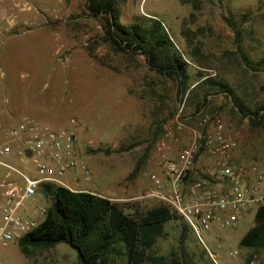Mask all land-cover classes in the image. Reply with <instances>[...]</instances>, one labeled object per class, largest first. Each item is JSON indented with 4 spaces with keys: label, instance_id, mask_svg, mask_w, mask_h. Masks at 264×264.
<instances>
[{
    "label": "rangeland",
    "instance_id": "rangeland-1",
    "mask_svg": "<svg viewBox=\"0 0 264 264\" xmlns=\"http://www.w3.org/2000/svg\"><path fill=\"white\" fill-rule=\"evenodd\" d=\"M113 1L123 25H146L148 19L161 23L186 63L184 93H179L177 81L149 71L141 55L112 52L101 40L102 20L87 12L85 0H0V95L6 100L0 101V109L6 110L0 117L12 122L27 116L51 128L73 129L79 159L90 175L87 182L78 174L60 181L70 191L142 209L156 204L147 197L152 191L149 177L166 181L155 146L163 142L167 157L175 160L193 133L204 129L200 110L220 119L237 142L231 154L234 164L263 163L264 129L252 126L249 116L238 113L224 94L198 83L206 77L225 81L250 113L264 106V68L250 67L256 68L264 55V0ZM228 16L240 26L239 49L223 20ZM213 160L200 154L189 180L197 179ZM137 165L136 175L128 179ZM15 167L23 170L19 163ZM26 170L36 176L29 165ZM3 173L0 167V179ZM49 204L37 193L29 207L46 209ZM255 210L246 212L233 229L211 227L199 238L188 233L182 248L179 221H169L150 252L164 264L179 263L183 255L189 264H242L250 253L238 244L253 225ZM234 251L238 255L231 257ZM0 260L78 264L74 251L64 244L24 257L12 243L0 247ZM255 261L264 264V254Z\"/></svg>",
    "mask_w": 264,
    "mask_h": 264
},
{
    "label": "built area",
    "instance_id": "built-area-1",
    "mask_svg": "<svg viewBox=\"0 0 264 264\" xmlns=\"http://www.w3.org/2000/svg\"><path fill=\"white\" fill-rule=\"evenodd\" d=\"M0 101L6 103L1 95ZM201 113L204 129L193 133L175 160H169L163 142L155 146L166 181L150 176L152 191L147 195L165 203L198 238L211 227L233 229L246 212L264 204V162L234 164L231 154L237 142L226 133L220 119ZM202 153L212 156L213 164L190 181L193 164ZM78 155V137L69 127L51 128L27 116L6 126L0 119V167L4 170L0 179V247L17 243L44 219L45 208L29 207L41 184L69 190L60 181L67 174L88 181L89 170ZM16 163L23 170H18ZM27 165L35 177L28 175ZM230 255L236 257L238 252ZM0 264L4 263L0 260ZM243 264H256L255 258Z\"/></svg>",
    "mask_w": 264,
    "mask_h": 264
},
{
    "label": "trees",
    "instance_id": "trees-1",
    "mask_svg": "<svg viewBox=\"0 0 264 264\" xmlns=\"http://www.w3.org/2000/svg\"><path fill=\"white\" fill-rule=\"evenodd\" d=\"M85 8L92 17L102 20L101 40L112 52L141 55L149 71L177 81L179 93H184L189 78L186 63L159 21L148 19L146 25H123L118 20L113 0H85ZM223 20L233 31L239 49L242 41L239 24L229 16ZM255 65L256 68L250 67L264 68V55ZM198 84L224 94L238 113L249 116L252 126L264 129V113H259L264 111V106L248 112L223 80L206 77ZM205 98L206 94L202 97V105ZM137 171L138 165L127 178L132 179ZM40 194L49 199L50 204L42 222L16 243L24 257H29L36 249L64 244L74 251L78 264H164L163 258L150 252L163 234V225L179 221L181 248L186 235L191 233L185 222L156 199L155 206L142 209L133 203L119 204L88 192L70 191L51 184H41ZM238 245L250 253L248 259L256 260V256L264 254V204L256 208L253 225ZM175 263L189 264V261L183 255L182 260Z\"/></svg>",
    "mask_w": 264,
    "mask_h": 264
},
{
    "label": "crops",
    "instance_id": "crops-1",
    "mask_svg": "<svg viewBox=\"0 0 264 264\" xmlns=\"http://www.w3.org/2000/svg\"><path fill=\"white\" fill-rule=\"evenodd\" d=\"M4 100H5V99H4ZM5 111H6V110H5L4 108L0 109V114H1L2 112H5ZM1 118H2V117H0V119H1ZM20 118H21V117H20ZM20 118H19V119H20ZM19 119L16 120V119L14 118V119L11 120L12 122H10V121H6V120L4 121V119L2 118V121H3L4 125L7 126V125L15 124ZM244 215H245V214H244ZM244 215H243V216H244ZM243 216H242V217H243ZM246 232H247V231H246ZM243 263H244V262H243ZM243 263H242V264H243Z\"/></svg>",
    "mask_w": 264,
    "mask_h": 264
}]
</instances>
